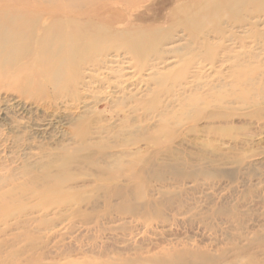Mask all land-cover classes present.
Instances as JSON below:
<instances>
[{
  "label": "rangeland",
  "instance_id": "obj_1",
  "mask_svg": "<svg viewBox=\"0 0 264 264\" xmlns=\"http://www.w3.org/2000/svg\"><path fill=\"white\" fill-rule=\"evenodd\" d=\"M104 1L73 0L70 4H80L78 8L72 7L74 10H96L92 19L98 22L104 15L101 10H119L120 20H131L128 24L126 20L118 22L116 27L120 30L130 28L135 32L163 27L164 32H170L171 41L166 46L160 45L164 50L162 57L157 58L152 53L144 61L132 59L122 49L118 57L126 62L114 66V71L93 72V78L103 82L95 81L90 88L78 89L79 92L70 93L75 95L70 98L54 97L58 88L66 86L70 92L66 80H61L57 89L52 85L42 89L32 84L20 85L25 94H30L26 98L18 90L0 88V193L3 195L0 199V264H157V259L169 260L201 248L213 257L218 258L222 252L225 256L218 259L220 261L199 264H264V34L256 37V33H264V26L254 27L257 20L248 18L247 10H225L221 19L211 17L188 27L182 23L180 15H169L171 9L184 0H126L110 8ZM17 4L24 9L41 10L34 0H0L1 8L8 10H13L12 6ZM84 5L88 7L81 9ZM259 12L264 17V10ZM240 14L248 19L233 23L232 19ZM170 22L175 26L172 31L168 29ZM220 23L226 35H233L231 38L214 32V27ZM194 42L197 47H192ZM204 42L210 47H201ZM113 53L116 50H111L107 58ZM236 64L239 68L243 66L245 74L242 75L247 78L246 81L242 79L245 84L241 82L239 86L232 71L238 68ZM143 65L147 66L146 70L139 71V66ZM148 66H153V70ZM83 71L91 73L87 69ZM22 76L21 79H32L34 74ZM36 93H45L47 97L36 101L33 98L38 95ZM132 95L134 99L128 100ZM183 95L185 101L182 103L178 99ZM156 96L165 100L163 103L168 105L170 116L166 122L164 119L162 127L157 112L149 113L145 121L142 120L145 110L135 111V118L140 116L141 119L137 126L148 128L145 135L149 138L135 129L139 134L135 141L144 138L148 143L138 142L131 146L132 150L139 156H150L160 150V163L174 164L187 172L191 168L198 170L193 179L182 183L176 182L172 175L167 176L165 186L151 183L156 198L161 190L175 197L171 201L165 199V206L155 207L161 212L159 217L142 214L137 218L131 215L102 217L100 212L83 221L84 206L79 209L82 205L75 201L59 208L52 206L49 211L41 207L33 209L35 211L29 208L23 210L22 215L13 208L10 215L5 216L9 213L2 208L9 200L4 199V194L30 185V180L37 175L55 173L63 163L58 158L62 152L59 147L71 143L68 130L73 121L88 117L106 125L119 123L117 115L124 114L121 110L124 106L127 108L136 104L134 100ZM191 96L200 101H194ZM123 149L124 146L115 148L116 152ZM69 167L73 174H79L76 176L80 179L77 189L84 194L97 184L91 181L94 176L86 175L91 171L78 160ZM3 177H8L6 182ZM85 179L87 182L82 186L81 181ZM23 201L24 205L25 201L31 203L26 206L28 208L37 203L38 198L30 195ZM98 226L105 229L100 230ZM145 258L154 261H145ZM190 259L182 256L179 262L172 264L187 263Z\"/></svg>",
  "mask_w": 264,
  "mask_h": 264
},
{
  "label": "bare ground",
  "instance_id": "obj_2",
  "mask_svg": "<svg viewBox=\"0 0 264 264\" xmlns=\"http://www.w3.org/2000/svg\"><path fill=\"white\" fill-rule=\"evenodd\" d=\"M72 1L73 0H34V2L38 3L37 5L41 10L24 9V7L20 6L19 4L13 5L12 6L13 10H8L5 8H1L0 5V88L1 89H12L16 91L18 90L20 95L26 98L29 97L30 94L29 95L25 94L24 92L25 90L20 88V85L26 87L27 85L30 86L32 84L37 86L39 89L52 85L56 87L55 89H57V86L61 82V80L62 82L66 80L68 81L69 86L71 88L70 92H67L68 88L65 86L61 89L58 88L57 90H55L56 94L54 96V97L57 96V98L66 99L75 96L70 93L75 91L79 92L78 89L81 88L86 89L92 87L91 85H93L95 81H99L101 83L103 82V80L100 79L96 80L95 78H93L95 75L92 74L94 73L97 74V72H101L103 69L113 70L112 68L117 64L126 62L123 59H119L120 57H118L120 56V51L122 49L125 50L126 53H128L132 59H137L138 61L146 60L150 55H152V53H154L155 57L157 58L163 56L164 50L160 48V45L166 46L167 42L170 40L171 37L169 34L170 32L167 33L168 30L164 32V28L158 26L149 27L148 29L145 30L139 29L138 31L135 32L130 30V28H126L125 30L121 28L122 30H120V28L116 27V24L118 22H122L126 20L125 23L128 24V22H130L131 20H129L130 18L129 19L123 18L122 20H120L118 15L119 10H114V11L101 10L102 14L104 13V15H102L101 17L100 20L101 22H98L92 19L94 18V13L96 10H90V9L74 10L72 7L78 8L80 4H76V5L70 4ZM122 1H126V0H105L104 5L110 8L113 5L121 3ZM3 3L5 2L3 1ZM69 5L71 7H69ZM2 6H4V4ZM87 7H88L87 5H84L82 6L81 9ZM225 10H232V11L234 10L237 12L238 11L240 12L241 10L244 12L247 10L248 18L257 20V22L253 24L254 27H257L258 29L259 26L260 27L264 26V17L260 16V12H259V10H264V0H184L178 2L171 9L169 15L172 17L175 16L176 14L180 15V18L182 17V23H185V25L191 27L196 25L201 20H207L208 18L211 17L214 18V20L219 19L222 16L223 12H225ZM248 18L247 17L245 18L242 14H240L237 15L235 18H233L232 22L233 23L245 22ZM103 22H107V23L104 24ZM173 23L174 22H172L170 24L171 26L168 28L170 31L175 29ZM216 25L217 26L214 27V32H216L218 35H223L224 37L227 38L228 36H230V38L233 36L231 34L230 35L225 34L227 32H225V30L221 27V23ZM260 34L263 35L264 33L258 32L256 33V37L261 36ZM191 35H195V33L191 32ZM118 40L120 41V43H118ZM121 40L123 41V43H121L122 42ZM193 40L195 41V38ZM177 41L179 42V40ZM207 43L208 42L202 43L201 47L209 48L210 45H207ZM192 47H197L196 43L195 46L193 45ZM178 49H176V51ZM190 49L191 48H189L188 50ZM111 50H116V53L115 54L113 53V56H111V58H107ZM170 51L171 50H169V52ZM172 51H175V49ZM229 51L226 50V52ZM166 52L167 51L165 50V53ZM99 57L101 58L104 57V59L103 58L99 59ZM239 65L241 66V64ZM139 67H140L138 68L139 71H144L146 70L145 68L147 66L145 67L143 65L142 67L141 66ZM154 67L150 66L149 68L148 66V68L152 70ZM235 67H238V65ZM242 68L238 67L232 70L234 71L233 76L236 78L235 83L237 84V86H239V83L247 80V78L244 77L245 75L244 76L242 75L245 72V70H243ZM85 69H87L91 73L89 74L82 73L81 70L83 71ZM263 70L264 69L262 68V71ZM259 73L262 74V72ZM21 74L22 75L34 74L33 77L34 79L33 78L30 79L27 77L21 79L22 76ZM164 78L166 79L165 76ZM249 80L247 82H249ZM243 84L245 83L243 82ZM129 87L130 86H127V88ZM36 94H38L36 95V97L32 95L34 100L36 101L43 97H47V94L45 93H41V94L36 93ZM133 95L132 97H129L128 100L130 101L133 100L134 99ZM181 97L182 98L178 99V101H181L183 103L185 101V96L183 95ZM160 98L162 99V97ZM160 98L159 96H156L155 98H150L148 100H143L138 102L134 100L136 102L135 105L132 104V106L130 105L127 108H124L125 106L122 109L120 108L124 112V114H122L121 117L120 115L115 114L118 116L119 123L106 125V123L103 124L98 122L97 120H93L91 118L88 119V117L82 119L79 118L76 121H73L71 123L70 130H68L71 138L70 139L71 143H67V144L65 143L62 146L59 145L60 146L59 148L60 150H62V152L59 154L58 158L61 159L63 163L62 164L60 163V166L58 167L55 173L54 171L45 172L43 173V175L40 176L37 175L36 177H33L31 180L28 179L31 181V184L26 187H16L15 184V186H12V188L16 187V189L13 188L14 190H10L11 189L10 188L9 192L6 191L7 193L4 194V199L6 198L9 201L5 202L3 200L5 203L2 202V204L4 203L2 209H5V211H7V213L9 214L5 213L7 214L5 215L3 213V215L9 216L10 209L13 208L16 211H18L16 213L19 214L21 213L22 215V211L28 210L29 208L30 209L32 208L33 210L35 208L37 209L41 207V208H46L48 210V208H51L52 206H57L59 208L60 206L62 207V205L64 204H71L72 202L75 201L77 205L78 204L82 205V207H79V209L81 208L83 209L84 206L83 210L85 211L84 212L82 211L84 214L82 218L83 221H88V219L91 216L95 214H100V212H102V214H100L102 217H108V216L110 217L111 215H117L119 217H123L126 215H131L137 218L141 214L153 216V217H159L161 212L158 209H156L157 208L156 206H165V199L171 201V199H174L175 197L172 198L173 196H168L167 191L165 192L161 190L159 191L160 193L159 198H156L154 189L152 188V186H150L151 183L156 182L165 186L167 183L166 180H168L167 176L170 175L174 176V180L176 182L182 183L189 178L193 179L195 177V174H197L198 172L196 168H191L188 170V172L187 170H185L186 171L185 172L179 169L177 165L160 163L158 160V157L160 156L161 153L160 150H157V152H155L150 156L146 155L144 151L143 154L145 155L139 156L138 152L136 153L135 150H132L131 147L132 145H135L136 143L141 141L142 142L146 141V139L149 138L148 136L146 137L145 135L146 134L145 129L147 131L148 128L142 125L140 126L139 123H138L139 125L137 126V122H140L141 119H139L140 117L139 116L138 117L139 121H137L138 119L135 118V114H134L135 111L144 109L145 116L144 118L142 117L141 118L142 120L145 121L148 120V118L147 119L145 118L149 116V113L151 115V113L155 114L157 112L156 117L159 116L158 118L160 119V125L162 124L161 125L162 127H164L163 125L164 119L166 122V118L170 116L171 111H169L168 105L163 103L165 101L164 99L161 100ZM192 99H194V101H196V99L198 102L200 101L198 98L192 97ZM70 101H74V100H70ZM85 102H89V101L86 100ZM85 106H87V103L85 104ZM70 119H72V117H70ZM135 129H137V131H141L142 132L141 135H143V137H145L146 139L143 138L135 141L136 136H139V134L136 133L137 131H135ZM146 143H148V141H146ZM121 146H124L125 149H123V151L116 152L115 148ZM46 155L48 156V153ZM76 160L84 164L86 168H88V171H91V173L86 172V175L94 176L95 179L91 181L97 183L87 194L86 193L84 194L79 189H77L80 187L78 185L80 179L78 177L76 178V176L79 174L76 175L75 173L74 174L72 173L73 171L72 172L70 171V167H69L70 164H72V162ZM83 174L85 173H81L80 175ZM7 178L3 177L4 181ZM81 182H83V184L81 185L84 186L87 180L85 179L82 180ZM142 184L147 185L146 189L142 188L143 187ZM17 188L20 189L17 190ZM16 193H18L17 194L18 197H15ZM30 195L32 197H36V199L38 198V202L37 203L35 202L33 206L26 208V206L31 203L28 204V202L25 201V205H24L23 200H28V196ZM2 196L0 193V199ZM71 214L73 215L74 213ZM75 215L81 216L82 214H75ZM104 229H105L104 226L100 227V230H104ZM240 254H242V252ZM182 256L191 257V259L188 260L187 263H183V264H199L204 261L215 262L218 259L223 258L225 256V253L222 252L219 255V257L216 258L211 256V253L209 254L207 253V251L202 250L201 248L198 251H195V253H188V254L181 253L180 255L178 254L176 257L172 259L169 260L157 259L155 260V262L157 264H172L175 262H179L182 259ZM251 258L253 257L251 256ZM144 260L149 262L154 261L151 260V258H145ZM251 264H258V263L254 262Z\"/></svg>",
  "mask_w": 264,
  "mask_h": 264
}]
</instances>
